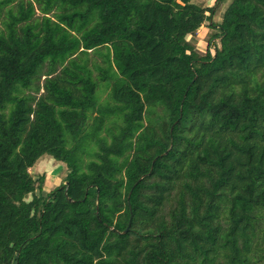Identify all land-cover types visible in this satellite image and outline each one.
Instances as JSON below:
<instances>
[{
	"label": "trees",
	"instance_id": "trees-1",
	"mask_svg": "<svg viewBox=\"0 0 264 264\" xmlns=\"http://www.w3.org/2000/svg\"><path fill=\"white\" fill-rule=\"evenodd\" d=\"M0 264H264V0H0Z\"/></svg>",
	"mask_w": 264,
	"mask_h": 264
},
{
	"label": "rangeland",
	"instance_id": "rangeland-1",
	"mask_svg": "<svg viewBox=\"0 0 264 264\" xmlns=\"http://www.w3.org/2000/svg\"><path fill=\"white\" fill-rule=\"evenodd\" d=\"M193 2L201 6H210L213 4V0H193ZM226 5L227 1L215 7L213 17L215 20H219V17H221ZM211 32L212 29L210 27H201L197 31L196 36L193 37L195 48L199 52L203 53L206 50L208 35ZM30 172L34 176L42 172L46 174V181L44 183L43 192H47L53 187L59 185L65 174L64 166L55 163L53 158L48 154H44L43 156H41L30 168Z\"/></svg>",
	"mask_w": 264,
	"mask_h": 264
},
{
	"label": "water",
	"instance_id": "water-1",
	"mask_svg": "<svg viewBox=\"0 0 264 264\" xmlns=\"http://www.w3.org/2000/svg\"><path fill=\"white\" fill-rule=\"evenodd\" d=\"M141 178H142V177H141ZM141 178H140V179H141ZM122 233H125V231H123Z\"/></svg>",
	"mask_w": 264,
	"mask_h": 264
}]
</instances>
